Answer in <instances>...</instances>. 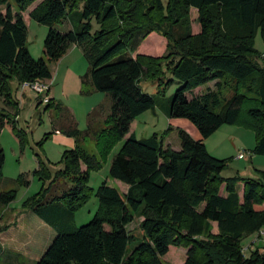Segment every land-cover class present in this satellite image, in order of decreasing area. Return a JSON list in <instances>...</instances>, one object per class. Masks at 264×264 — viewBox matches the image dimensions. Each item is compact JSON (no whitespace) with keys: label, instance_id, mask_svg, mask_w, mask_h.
<instances>
[{"label":"trees","instance_id":"trees-1","mask_svg":"<svg viewBox=\"0 0 264 264\" xmlns=\"http://www.w3.org/2000/svg\"><path fill=\"white\" fill-rule=\"evenodd\" d=\"M36 1L0 0V100L17 111L12 80L51 79L50 64L73 45L89 63L82 92L105 93L111 100L102 123L92 116L84 131L74 122L65 129L76 144L63 152L60 167L40 160L32 172L43 184L24 207L56 235L36 264H166L171 246L187 250L183 264H264L262 248L246 256L242 243L264 227L259 207L264 171H256L257 177H225L230 159L214 157L205 144L221 126L239 125L255 134L252 153L264 155V51L255 47L258 34L264 41V0H41L28 10ZM192 8L198 13L197 31ZM27 14L49 27L44 57L38 59L27 46ZM66 20L68 31L55 27ZM144 81L156 83L157 97L144 90ZM174 84L179 87L165 99ZM225 85L232 88L230 96L222 91ZM157 102H166L168 117L190 120L201 138L176 128L179 150L165 145L166 133L137 138L133 121ZM46 104L62 107L50 97ZM5 111L0 106V132L10 122ZM14 129L23 145L24 136ZM88 135L97 155L80 144ZM119 140L124 143L109 174L128 190L123 194L103 182L96 190L97 212L77 227L72 220L91 194L90 172L102 167ZM4 163L0 149V180ZM16 181L29 186V173ZM16 196L15 189L1 191L0 204L7 206ZM139 216L142 238L126 256L135 237L128 226Z\"/></svg>","mask_w":264,"mask_h":264},{"label":"rangeland","instance_id":"rangeland-1","mask_svg":"<svg viewBox=\"0 0 264 264\" xmlns=\"http://www.w3.org/2000/svg\"><path fill=\"white\" fill-rule=\"evenodd\" d=\"M40 1L38 0L33 3L28 10L34 8ZM3 11L5 12V9ZM197 16V10L192 8L190 11V19L195 31H197V26L200 27L196 21ZM24 18L28 27L27 46L31 55L36 59L44 57V41L49 27L31 19L28 14ZM70 23L69 20H66L63 23L57 24L55 27L62 32H66L71 28ZM73 25L76 26L77 22ZM153 39L152 37L150 41H153ZM255 47L257 49L264 48V41L260 34L255 39ZM50 68L54 79L47 80L45 83L49 85L47 87H50L49 97H54L56 103L61 102L62 107L59 109L54 105L48 108L47 104L42 101L43 94H39L30 87L23 88L17 79L12 80L11 88L14 97L18 101V110L15 111L5 106L4 102L0 100V106L6 109L5 112L7 115L9 114L10 119V122H6L0 132V149L3 150L5 155L3 178L0 180V192L11 189L17 191L16 199L13 202L7 206L0 204V264H36L37 260L44 254L56 235H51L45 229L47 227L51 230L50 225L45 224L37 214L24 207L26 200L37 194L43 184L38 177L32 175V172L38 167L40 160L50 161L52 166L60 167L57 163L60 161L63 152L66 149L75 147L76 144L75 138L65 133V129L72 122L74 124L76 123L80 130L84 131L87 129L92 116L93 121L102 123L111 110V100L105 97V93L97 92L95 94L97 96L93 94L89 96L82 92L83 85L81 77L88 71L89 63L80 49L76 48L74 51H70L60 63H51ZM178 87V84L172 85L168 89L165 99L168 100ZM143 88L146 92L157 97L155 94L157 88L156 83L144 81ZM222 91L226 96H230L233 92L232 88L227 85L223 87ZM192 94L191 92L189 93V95ZM91 103L97 106L96 112L92 114H90L89 109ZM188 123L201 136L196 126L190 120L186 118L168 117L166 113V102H157L155 109L144 112L133 121L131 132L139 139L150 137L154 133L159 134V136L166 133L168 136L165 140V145L169 146L167 144L172 141H174V144L177 141L180 144V138L178 132L172 133L173 130L166 132L168 127L180 124L181 126H186ZM14 126L24 136L23 145L15 133ZM57 126H61V129H63L62 133L55 132L54 128ZM46 135L49 137L45 139ZM214 135H216L213 136L215 137L214 139L218 137L225 139L229 135V132L220 130ZM247 141L251 142L249 135L245 137V142ZM123 143L124 140H119L112 147L102 167L99 170L90 172L88 185L92 188V191L88 200L75 212L74 219L72 220V224L75 226H82L94 217L99 208L96 190L103 182H107L108 185L116 187L123 194L128 190L123 182L114 179L109 174L110 164ZM80 144L90 153L98 154L96 142L91 136H86ZM208 146L212 148L210 142ZM211 150L209 152L214 157L230 159L228 166L223 171V176H233L235 173L234 166H237V164L234 160L232 150L225 145L217 153ZM243 152L248 154L246 150H243ZM243 162V160H240L239 163ZM22 173H29L31 180L29 186H25L16 181ZM142 219L143 217L141 216L136 217L128 226V229L135 237L128 244L126 256H128L142 238L140 228ZM262 229L264 230V227ZM218 231L213 232L212 226L213 233L216 234ZM257 238V233L244 238L242 241L244 248L252 240H257ZM257 243L254 246L261 247V240ZM244 252L246 256H249L252 251L246 248ZM185 258V248L171 246L169 252L163 257V260L166 264H182Z\"/></svg>","mask_w":264,"mask_h":264},{"label":"crops","instance_id":"crops-1","mask_svg":"<svg viewBox=\"0 0 264 264\" xmlns=\"http://www.w3.org/2000/svg\"><path fill=\"white\" fill-rule=\"evenodd\" d=\"M76 48H78V49L81 50V48H79L78 46L73 45L66 52V54L59 61H57V63H60L61 60L70 53V51H74ZM258 50H260L262 52V51H264V48L263 49H258ZM81 52H82V50H81ZM51 79H54L53 73H52V78ZM51 79H48V80H51ZM89 89H90V86L87 87V90H89ZM96 93L97 92H92V93H90L91 95L90 94H88V95L89 96H92V94L95 95ZM99 93H101V92H99ZM104 95H105L106 98H109L106 94H104ZM95 96H97V95H95ZM50 98H53L55 100L54 97H50ZM96 107L97 106L94 103H91V105L89 107L90 112H94L96 110ZM173 127H174V130H173L172 133L177 132V129L176 128L180 127V128L186 129L189 132L192 131L190 133H192L191 135L195 139H200L201 138V136H199V134L196 133L195 129L191 125H189V123H188V125L186 124V126H181V124H180V125H173ZM220 130H225V131L229 132V135L225 139H221V137H218V138L214 139L215 137H213V136H216L214 134H216ZM55 132L56 133L57 132H61L62 133V131L61 130H58V129H57V131L55 130ZM214 134L211 135L210 137H208L205 140V144H206L207 148L209 149V151L212 149L211 151H213L214 153H217L218 151H220L221 148L224 145L227 146V147H229L230 150H232V153L234 155L233 157L235 158L234 160L236 161V164H237V166H234V169H235L234 170L235 171L234 175L238 174V175L243 176V177H257V172L256 171H258V170H263L264 171V155H258V154L252 153V149L254 148L255 142H256L255 134H254L253 131H250L247 128L241 127L239 125H228V126L223 125ZM247 135H249V138H251V142H249V141L245 142V137ZM212 139H214V140L211 141ZM209 142H210V145H212L211 146L212 148H209V146H208L209 145ZM167 145H169L171 148H173L175 150H179V148H181V142L179 144L178 141L176 142V144H174V141H172V142H169ZM171 145H176V146H171ZM243 150H246V152H248V154H246L243 158L238 157L239 154ZM229 155H231V154H229ZM240 160H243L244 162L243 163H239ZM235 161H234V163H235ZM125 185L127 186V189H128L129 186L127 184H125ZM238 186H239L238 192H239V194H242L244 184L243 183H239ZM126 192L127 191H125V193ZM223 194L225 196L227 195L226 192H224ZM259 207L260 208H264V204L261 205V206H259ZM211 224L213 226V232H216L218 230V224H217V222L213 221ZM43 227H46V226H43ZM45 229L47 231H49L51 235H55V230L52 227H50L51 230H49L47 227ZM258 241H260V238L259 237L257 238V240H252L250 242V244L246 247L247 250H250V251L255 250L257 247H255L254 245H257L258 244L257 243ZM260 246H261L260 248H262V250L264 251V244H263V242L260 244Z\"/></svg>","mask_w":264,"mask_h":264},{"label":"built area","instance_id":"built-area-1","mask_svg":"<svg viewBox=\"0 0 264 264\" xmlns=\"http://www.w3.org/2000/svg\"><path fill=\"white\" fill-rule=\"evenodd\" d=\"M262 61H263V64H264V52H263V54H262ZM45 81H46V80H44V81H35V82H25V83H22L21 86H22L23 88L30 87L31 89L35 90V91L38 92L39 94H43L44 97H43L42 101H43L44 103H48V101H49L48 92L50 91V87H47V86H49V85H47V84L45 83ZM245 155H246V153L242 151V152L239 154L238 157L243 158ZM258 237L260 238V240H261V241L263 242V244H264V230H263V229H260V230L258 231Z\"/></svg>","mask_w":264,"mask_h":264}]
</instances>
